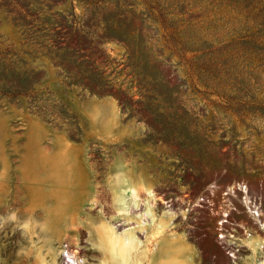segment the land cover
<instances>
[{
  "label": "rangeland",
  "instance_id": "374dc122",
  "mask_svg": "<svg viewBox=\"0 0 264 264\" xmlns=\"http://www.w3.org/2000/svg\"><path fill=\"white\" fill-rule=\"evenodd\" d=\"M101 223L264 264V0H0V264H110Z\"/></svg>",
  "mask_w": 264,
  "mask_h": 264
},
{
  "label": "bare ground",
  "instance_id": "6f19581e",
  "mask_svg": "<svg viewBox=\"0 0 264 264\" xmlns=\"http://www.w3.org/2000/svg\"><path fill=\"white\" fill-rule=\"evenodd\" d=\"M252 213L259 214L255 210H252ZM262 228L264 229V223L262 224ZM94 229L98 238L101 239L100 249L105 257L110 260V264H130L133 244H130L126 239L118 240L117 238H113L112 242L108 241L109 234H115V232L112 229L106 228L105 223H101L100 227H95Z\"/></svg>",
  "mask_w": 264,
  "mask_h": 264
},
{
  "label": "crops",
  "instance_id": "0c3cea01",
  "mask_svg": "<svg viewBox=\"0 0 264 264\" xmlns=\"http://www.w3.org/2000/svg\"><path fill=\"white\" fill-rule=\"evenodd\" d=\"M168 264H179L177 261L171 259L170 261H168Z\"/></svg>",
  "mask_w": 264,
  "mask_h": 264
},
{
  "label": "flooded vegetation",
  "instance_id": "af4514ba",
  "mask_svg": "<svg viewBox=\"0 0 264 264\" xmlns=\"http://www.w3.org/2000/svg\"><path fill=\"white\" fill-rule=\"evenodd\" d=\"M233 219V218H232Z\"/></svg>",
  "mask_w": 264,
  "mask_h": 264
}]
</instances>
